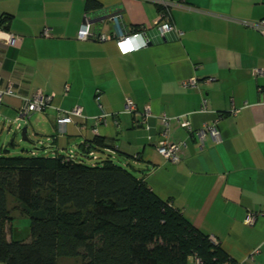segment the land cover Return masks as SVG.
I'll return each mask as SVG.
<instances>
[{
    "label": "crops",
    "instance_id": "crops-1",
    "mask_svg": "<svg viewBox=\"0 0 264 264\" xmlns=\"http://www.w3.org/2000/svg\"><path fill=\"white\" fill-rule=\"evenodd\" d=\"M85 1L0 0V33L19 39L0 41L1 87L11 83L15 95L3 97L0 117H17L21 99L41 91L50 102L33 129L45 135L31 131L45 137L44 153L76 155L94 136L107 139L113 162L142 172L159 199L231 259L264 264V215L245 223L264 210V74L256 75L264 71V38L248 27L264 20V0H96L89 14L102 23L91 30L105 39L80 41ZM160 13L167 18L159 25L173 29L163 37L153 25ZM140 27L148 45L121 55L117 38ZM75 107L83 118L59 132L57 112ZM102 114V124L89 122ZM159 115L191 128L170 122V141L185 144L175 164L155 148ZM212 125L221 141L192 135Z\"/></svg>",
    "mask_w": 264,
    "mask_h": 264
},
{
    "label": "trees",
    "instance_id": "trees-1",
    "mask_svg": "<svg viewBox=\"0 0 264 264\" xmlns=\"http://www.w3.org/2000/svg\"><path fill=\"white\" fill-rule=\"evenodd\" d=\"M98 7L86 0L84 11ZM77 147L76 155L0 154V262L239 264L159 199L142 172L115 164L107 139L94 136ZM9 198L30 221L27 242L8 239Z\"/></svg>",
    "mask_w": 264,
    "mask_h": 264
},
{
    "label": "built area",
    "instance_id": "built-area-1",
    "mask_svg": "<svg viewBox=\"0 0 264 264\" xmlns=\"http://www.w3.org/2000/svg\"><path fill=\"white\" fill-rule=\"evenodd\" d=\"M165 14L160 13L158 19L153 23L155 30L157 31L158 35L160 37H163L167 32L172 31V26L169 23H164L159 25V23L166 19ZM109 20L111 22H116L118 21V15H112ZM99 22L98 24H101V21H94L92 20V17L90 14H86L84 17V24L79 28L77 32V39L80 41L84 40H98L102 41L105 39L104 36L100 35H95L93 31L91 30V26L93 23ZM251 30L259 33L261 37L264 38V20H261L255 24L248 25ZM144 28H136L125 35H121L117 38L116 40V45L120 51L121 55H126L135 51H139L143 48L146 47L147 45V40L145 39V34H144ZM0 41H2L4 44L7 46H16L19 39L7 35V34H2L0 33ZM130 46L128 50H122V46ZM264 71H256V75H263ZM195 82L192 81L190 84H185L183 85L184 87L188 86H194ZM5 96H11L15 97L14 92H13V87L11 83H7L6 87H1V80H0V105L2 103V99ZM22 107L17 111V117L15 118L14 122H20V121H25L28 119V117L31 114L34 113H43L46 108L49 105L50 102V97H47L44 95L41 91L35 92L32 94L29 98H22ZM126 110L128 112H133L135 110L134 106L128 104L126 106ZM150 110L146 109L144 112V117H150ZM72 118H83L81 114V109L78 107L73 108L71 111L67 112H62L58 111L57 112V117H56V126L58 127V131L62 132L63 127L68 124L72 123ZM107 116L105 114H102L98 118L90 119L89 122L92 123L94 126L96 124H102L104 121H106ZM155 118V123L160 129L159 136H160V141L158 142L156 148L157 153L162 156L166 161L170 162L171 164H175L178 162L179 157L181 155L182 150L185 147L184 143H178V142H171L169 139V134H170V122L171 120H174L181 128L186 129L191 133V128L189 126V123L185 120H181L180 118L176 119H171L170 117H166L165 115H159ZM16 129L20 131L21 127L19 124H17ZM94 133H96V129L93 130ZM196 139H198L200 142L203 141L205 135H208L211 139L214 141H221L220 134L218 130L215 128V126H206L203 127L197 131H194L192 133ZM264 215V210L257 214V215H248L245 223L248 225H253L256 218L258 216ZM209 241L213 244L215 243V240L211 237H208Z\"/></svg>",
    "mask_w": 264,
    "mask_h": 264
},
{
    "label": "rangeland",
    "instance_id": "rangeland-1",
    "mask_svg": "<svg viewBox=\"0 0 264 264\" xmlns=\"http://www.w3.org/2000/svg\"><path fill=\"white\" fill-rule=\"evenodd\" d=\"M34 114H31L29 119L32 118V120L26 119L25 121L20 122H14V119L16 117V114L11 115L9 118H1L0 117V154H4L5 150L7 151L8 156L11 157H17V156H29L33 154H36L37 156L40 155H46L49 154V152L46 154L44 153V149L42 150L41 145L44 143V136H38V135H45L40 130H34L35 119ZM29 124L27 125V123ZM17 124L20 125V127H23L24 125H27V134L28 138L31 140V143H25L21 141L20 132L16 129ZM35 131L37 136L31 131L32 129ZM52 129V127L50 126ZM30 135H32L30 137ZM58 135V134H57ZM11 138H14V147L12 149H9L7 146V143ZM41 143H38V142ZM90 162V160H89ZM118 161L114 162L118 165ZM127 170H132V168H126ZM15 201L13 199H8V209L11 212V216L13 217V220L11 222V225L9 227L8 231V239L12 241H19V242H27L29 240L30 235V221L25 215H21L17 210H15ZM15 210V211H14ZM0 264H4L3 262H0ZM56 264H80L79 258H59L56 261Z\"/></svg>",
    "mask_w": 264,
    "mask_h": 264
},
{
    "label": "water",
    "instance_id": "water-1",
    "mask_svg": "<svg viewBox=\"0 0 264 264\" xmlns=\"http://www.w3.org/2000/svg\"><path fill=\"white\" fill-rule=\"evenodd\" d=\"M94 21H99V20H94ZM19 132H20L21 141L30 144L31 140L28 138V135H27V125H24L23 127H21ZM7 146L9 149H12L14 147V138H11L9 140V142L7 143Z\"/></svg>",
    "mask_w": 264,
    "mask_h": 264
},
{
    "label": "snow or ice",
    "instance_id": "snow-or-ice-1",
    "mask_svg": "<svg viewBox=\"0 0 264 264\" xmlns=\"http://www.w3.org/2000/svg\"><path fill=\"white\" fill-rule=\"evenodd\" d=\"M129 48H130V46H127V45L126 46H122V50H125V51L128 50Z\"/></svg>",
    "mask_w": 264,
    "mask_h": 264
}]
</instances>
